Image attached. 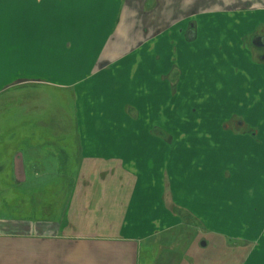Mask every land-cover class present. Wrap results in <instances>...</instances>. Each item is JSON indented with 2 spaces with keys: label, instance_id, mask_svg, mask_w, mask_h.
I'll use <instances>...</instances> for the list:
<instances>
[{
  "label": "crops",
  "instance_id": "1",
  "mask_svg": "<svg viewBox=\"0 0 264 264\" xmlns=\"http://www.w3.org/2000/svg\"><path fill=\"white\" fill-rule=\"evenodd\" d=\"M263 24L264 0H0V101L12 104L0 115V172L29 189L25 215L0 207L11 213H0V264H207V235L245 248L240 264H264V134L226 126L251 123L244 114L264 104V65L241 44ZM244 84L253 98L241 108L226 92ZM51 105L57 114L34 113ZM181 227L200 242L145 245Z\"/></svg>",
  "mask_w": 264,
  "mask_h": 264
},
{
  "label": "rangeland",
  "instance_id": "2",
  "mask_svg": "<svg viewBox=\"0 0 264 264\" xmlns=\"http://www.w3.org/2000/svg\"><path fill=\"white\" fill-rule=\"evenodd\" d=\"M233 0H224V2L227 4L228 2H231L232 3ZM213 6V5H212ZM227 28H223L224 32H220L218 35V38L220 42H218V47L219 48H222V51H223V54L222 55H226L224 53V51L226 50V45L228 44V40L231 36H227L229 35V32L228 30H226ZM258 33H262L264 34V25L260 26L258 28ZM246 50L249 52H251V47H250V42H247L246 44ZM215 54L212 53L211 54V58H214ZM252 60V58H251ZM254 63H256V65L258 66H261V64L257 63L256 61V58H254ZM227 66H231L230 64H228ZM233 70L235 71V73L239 74V75H243V71L242 69L240 68H233ZM238 70V72L236 71ZM235 77H237V75H232L231 77V80L232 82H235L236 79H234ZM245 84L241 87L237 85L236 89L240 88V90L238 91H235V92H226V98L229 99L230 96L232 97L233 95H237L238 97V101L237 103H239V105L241 104V108L245 107L246 105H244L243 103L245 102H249L251 100L252 97V92L251 90H248L246 88H244ZM264 94V93H263ZM59 101H60V110H61V106L62 104L64 105V111L67 113V115H69L70 113L73 112V104H74V101L72 100V96L69 92V90H66V91H63V93H60L59 95ZM57 98V99H58ZM257 98H258V103L261 102V99H260V95H259V92H257ZM252 102V101H251ZM238 105V104H237ZM238 105V106H239ZM12 104L9 102V97L8 95L6 97H4L1 101H0V115L5 112L7 113L8 110L11 108ZM237 106V107H238ZM34 113L37 114V113H41L42 111H44V114H57L58 113V109L56 107V105H51V106H48L45 110H43V108H38V107H34ZM40 110V112H39ZM247 111H248V108H247ZM61 113V112H60ZM69 113V114H68ZM246 115L250 122L251 123H247V125L251 128H253V132L254 133H258V132H261L264 134V104H261V105H258L257 107H252L250 108V112L249 113H246L244 114ZM252 116H255V117H252ZM45 118H47L46 115H44ZM230 130L231 132L233 133H236L235 130L232 128V125L228 126L226 125ZM249 135V134H248ZM253 135V134H252ZM263 139V138H261ZM261 139L258 137L256 139L253 138V140L258 143L261 141ZM264 140V139H263ZM68 142V145H69V140L67 139L66 140ZM2 142V141H0ZM264 142V141H263ZM72 144V143H71ZM70 149H72V145L69 146ZM241 155L243 156V152H241ZM59 159L58 162H62L64 161V158H66V162L67 163H72V156L70 158V156L68 154L66 155H56ZM47 158H50V159H56L54 158L55 156L53 155H47L45 156ZM57 162V163H58ZM55 163H56V160H55ZM233 168H234V165H232ZM238 166V165H237ZM231 167V169L233 170L230 171V170H226V174H227V177L230 175V173L234 174V181L235 183L238 185V187H240V184L241 183H244L246 182L245 181V175H242L243 174V171L241 168L237 167V171L234 173L235 171V168L233 169ZM1 175H0V207L4 210V208L8 209V211L11 210V207H12V211H15L14 215H25V207L26 204L24 203L26 197H24L25 193L27 190H29L27 188V186H24V184L21 183H18L14 177L11 175V172L9 171H1L0 172ZM190 175H192V172H190ZM22 184V185H21ZM219 192V191H218ZM44 198L45 199H49V207L51 210H54V208L56 209V205H57V197L59 196L58 195V191L56 189L55 186L53 187H49L47 188V190L44 191ZM26 196V195H25ZM28 197V196H27ZM35 197V206H37L38 204H40V201H42V199L44 200L43 197H39V199H37V197L34 195L32 196H29V199L28 201H34ZM15 201L17 200L15 203L13 202H10V201ZM20 200H22L20 202ZM214 204L210 203V211H213L214 207H213ZM38 207V206H37ZM172 206H170V209H171ZM178 211H183L181 213V216H179L176 212H173L171 211L174 215H177L181 218V221L183 223L184 226H197L199 225L197 220H195L194 218H192L190 216V214L185 211L184 209H181L179 207H176ZM36 209V208H35ZM8 211H2L0 212L2 215H6V214H11L10 212ZM180 213V212H179ZM189 214V215H188ZM262 225L264 226V221L262 222ZM192 229V230H191ZM173 233L174 234H171L167 237V240H160V239H156L155 242L157 243H149V242H146L145 245L147 247H154V246H159L161 245L163 242L165 243V245H168V244H171V243H174V244H179V239L177 238V235H183L184 237V242H186L187 238L190 239V242L191 244L195 245L200 242L199 241V235H197L196 231L193 230V228L190 227V230L186 227H181V228H177L175 230H173ZM175 236V237H174ZM174 238L177 239V243L174 242ZM206 241H209L208 242V248L204 251V254H202V257L204 259L205 262H207V264H240V262H242V260L246 257L247 255V250H238V249H232L231 245H226L225 246V240L223 239V237H219L218 235H207L205 238H204ZM151 242H154L153 240H150ZM210 243V244H209ZM191 245V246H192ZM190 246L188 252H186L185 254V257L184 258H188L190 257V255H193V252H192V247ZM214 246H217L216 248H214ZM144 247V246H143ZM151 259V257H149V252L148 251H144L143 254H142V257H141V261L142 263L143 262H146L148 259ZM162 259V258H161Z\"/></svg>",
  "mask_w": 264,
  "mask_h": 264
},
{
  "label": "flooded vegetation",
  "instance_id": "3",
  "mask_svg": "<svg viewBox=\"0 0 264 264\" xmlns=\"http://www.w3.org/2000/svg\"><path fill=\"white\" fill-rule=\"evenodd\" d=\"M264 25V24H263ZM262 26V25H261ZM260 26H258L259 28ZM258 28L255 29V32L246 36L245 38L242 39V47L246 49V44L247 42H250V47H251V52L249 51V54L254 61V58H256V62L264 65V34L258 33ZM195 27L191 26L190 30H188V34L191 33V35H186L188 40H193L194 39V30ZM232 125V128L235 131H238L239 133L242 134H250L254 135L255 133L253 132V128L249 127L246 123L243 117H237L231 121H229L228 126Z\"/></svg>",
  "mask_w": 264,
  "mask_h": 264
},
{
  "label": "trees",
  "instance_id": "4",
  "mask_svg": "<svg viewBox=\"0 0 264 264\" xmlns=\"http://www.w3.org/2000/svg\"><path fill=\"white\" fill-rule=\"evenodd\" d=\"M171 211L176 212V213L178 212L177 214H178L179 216H181V213L183 212V211H178L176 207H172V208H171ZM179 212H180V213H179ZM188 215H189V214H188Z\"/></svg>",
  "mask_w": 264,
  "mask_h": 264
}]
</instances>
